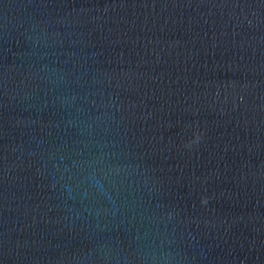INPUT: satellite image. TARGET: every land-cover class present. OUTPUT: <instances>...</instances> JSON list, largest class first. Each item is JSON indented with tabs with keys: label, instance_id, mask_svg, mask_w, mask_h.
<instances>
[{
	"label": "water",
	"instance_id": "1",
	"mask_svg": "<svg viewBox=\"0 0 264 264\" xmlns=\"http://www.w3.org/2000/svg\"><path fill=\"white\" fill-rule=\"evenodd\" d=\"M0 264H264V0H0Z\"/></svg>",
	"mask_w": 264,
	"mask_h": 264
},
{
	"label": "clouds",
	"instance_id": "2",
	"mask_svg": "<svg viewBox=\"0 0 264 264\" xmlns=\"http://www.w3.org/2000/svg\"><path fill=\"white\" fill-rule=\"evenodd\" d=\"M197 138H198V137H197ZM204 202H205V201H203V200L201 201V203H204Z\"/></svg>",
	"mask_w": 264,
	"mask_h": 264
}]
</instances>
